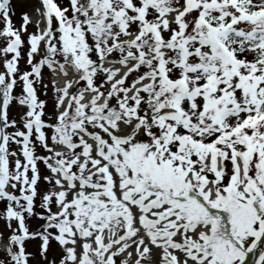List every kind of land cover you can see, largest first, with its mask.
<instances>
[{
    "label": "snow or ice",
    "instance_id": "obj_1",
    "mask_svg": "<svg viewBox=\"0 0 264 264\" xmlns=\"http://www.w3.org/2000/svg\"><path fill=\"white\" fill-rule=\"evenodd\" d=\"M0 264H264V0H0Z\"/></svg>",
    "mask_w": 264,
    "mask_h": 264
},
{
    "label": "rangeland",
    "instance_id": "obj_2",
    "mask_svg": "<svg viewBox=\"0 0 264 264\" xmlns=\"http://www.w3.org/2000/svg\"><path fill=\"white\" fill-rule=\"evenodd\" d=\"M13 19H14V23H15L17 26H19L20 23H21L19 13H17V15H15V16L13 17ZM30 30H31V29H30Z\"/></svg>",
    "mask_w": 264,
    "mask_h": 264
}]
</instances>
